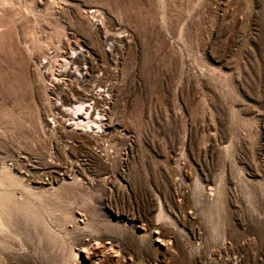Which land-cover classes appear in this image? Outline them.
Listing matches in <instances>:
<instances>
[{
  "label": "rangeland",
  "instance_id": "1",
  "mask_svg": "<svg viewBox=\"0 0 264 264\" xmlns=\"http://www.w3.org/2000/svg\"><path fill=\"white\" fill-rule=\"evenodd\" d=\"M0 217V264H264V0H0Z\"/></svg>",
  "mask_w": 264,
  "mask_h": 264
},
{
  "label": "bare ground",
  "instance_id": "2",
  "mask_svg": "<svg viewBox=\"0 0 264 264\" xmlns=\"http://www.w3.org/2000/svg\"><path fill=\"white\" fill-rule=\"evenodd\" d=\"M89 14H92V18H95V17H98L99 16V9H96V8H94L92 11H89ZM99 20V19H98ZM78 45V44H77ZM75 48V47H74ZM73 48V49H74ZM75 50V49H74ZM73 50V51H74ZM81 51V50H80ZM77 52V51H76ZM79 53V52H78ZM84 56V55H83ZM74 58H78L77 57V55L76 56H74ZM81 58H84V57H81ZM81 58H78L77 59V61H80L81 62ZM76 61V60H75ZM47 64V63H46ZM49 64V63H48ZM53 64V63H52ZM84 64V63H83ZM82 64V65H83ZM55 65V64H54ZM69 65H70V63H69ZM74 66V65H73ZM50 67V66H49ZM78 67H80V66H77V67H75V69H71L72 71H71V73H76L77 74V77L81 74L80 73V71H81V69L80 68H78ZM50 70H52V68L50 69ZM59 72V71H58ZM84 72V71H83ZM48 73H50V72H48ZM93 74H94V72H93ZM52 76V80L51 81H53V80H59V77H57V74L56 73H53V71H52V74H51ZM61 74H58V76H60ZM90 75H92V73L90 74ZM68 78V77H67ZM69 78H71V77H69ZM74 78V77H73ZM80 78V77H79ZM86 78V77H85ZM76 79V78H75ZM78 79V78H77ZM81 79H82V77H81ZM63 80H65V79H63ZM74 80V79H73ZM60 81V80H59ZM62 81V80H61ZM60 81V82H61ZM65 82V81H64ZM63 82V83H64ZM77 83V82H76ZM96 83V82H95ZM94 83V84H95ZM65 84V83H64ZM71 84V83H70ZM50 86H52L53 85V82H51V84H49ZM77 85V84H76ZM66 86H68V85H66ZM81 86V85H80ZM84 86V85H83ZM99 86V85H98ZM54 87H55V85H54ZM70 87V86H69ZM80 88V87H79ZM63 89H67V87L66 88H63ZM62 89V91L60 92V93H58V97L59 96H63L64 98H66V99H68V100H70V98H68L67 96H66V94H67V92L65 91V90H63ZM69 89V88H68ZM72 89V88H71ZM76 90V89H75ZM82 90V89H81ZM88 90V89H87ZM79 91V90H78ZM72 92V91H71ZM70 91L68 92V94H70L71 93ZM74 94H76V93H74ZM77 94L78 95H76V97H73V100L74 99H76V100H80V103H78V104H75V106L74 107H72V109H70V110H68V114L69 115H72L73 117V119H77V121L79 122V124H84V126L85 127H87V125L89 126V127H91V128H93L94 129V127H97L98 129L101 127V125H99V120H100V109H99V103L101 102V100H102V97L104 98V96L101 94V92H100V90H92V91H81V93H79V92H77ZM82 95V96H81ZM106 95V94H105ZM81 96V97H80ZM105 99V98H104ZM88 102V107L89 106H91L92 108V110H93V112L88 116V117H83V115L81 114L82 113V109H83V107H84V105L86 104ZM101 106V105H100ZM104 109V108H103ZM84 111L85 112H87V110L86 109H84ZM102 113V112H101ZM104 113V112H103ZM102 122V121H101ZM100 122V123H101ZM102 124V123H101ZM83 126V125H82ZM102 127H103V125H102ZM103 129V128H102ZM86 130V129H85ZM95 130V129H94ZM100 130V129H99ZM90 131H91V129H90ZM93 131V130H92ZM102 131V130H101ZM97 132V131H96ZM103 132V131H102ZM94 133H95V131H94ZM99 133V132H98ZM161 215H162V213H161ZM161 217V216H160ZM160 220V219H159ZM96 224H102V225H104V226H106V227H108V231L109 232H114L112 229H111V227H114V228H117L119 231L121 230V226L117 223V222H114V220H109V219H91V220H88L86 223H85V227H87V228H89L92 232H94V230L96 231V229L94 228V226L96 225ZM126 225L128 224V222L127 223H125ZM157 224V223H156ZM4 221L2 220V218L0 217V229H4ZM120 226V227H119ZM158 226V225H157ZM150 227V226H149ZM155 227V226H154ZM94 228V229H93ZM93 229V230H92ZM147 229V228H146ZM156 230H158V228L156 229ZM153 231V230H152ZM160 231V230H159ZM159 231L157 232V233H159ZM162 231V230H161ZM157 238H160V239H163V235H162V233H160L158 236H157ZM156 238V239H157ZM166 240V239H165ZM101 243V242H100ZM92 244V243H91ZM90 244V245H91ZM111 246L113 247V243L111 242ZM83 246V245H82ZM104 246V245H103ZM87 247V246H86ZM89 247V246H88ZM105 248V247H104ZM113 249H115V248H113ZM116 250V249H115ZM120 250V249H119ZM120 252V251H119ZM115 253H117V251L115 252ZM121 253V252H120ZM123 258V257H122ZM124 258H125V255H124ZM101 261V260H100ZM145 263V262H144ZM147 264V263H146ZM159 264H167L165 261H161V262H159Z\"/></svg>",
  "mask_w": 264,
  "mask_h": 264
},
{
  "label": "built area",
  "instance_id": "3",
  "mask_svg": "<svg viewBox=\"0 0 264 264\" xmlns=\"http://www.w3.org/2000/svg\"><path fill=\"white\" fill-rule=\"evenodd\" d=\"M79 93H81V91ZM76 95L78 94L77 93L74 94V92H71L70 94H68L67 92L66 96L70 98V100L64 98L63 96H59L58 100L55 99V103H53L52 107L50 108V111L47 117L46 126L48 130L50 131L61 130L62 132L68 133V132H73L77 129H81V126L83 124H79L77 119H73L72 118L73 116L68 114V110L72 109V107H74L75 104L80 103V100L79 101L76 99L73 100V97H76ZM87 104L88 102L84 105L81 114L89 115L90 113L93 112V110L91 109L92 107L91 106L88 107ZM84 109H86L87 112H85ZM72 144H73L72 141L70 140L67 141V146H71ZM8 166L12 169L16 168L13 162H9ZM40 179L45 184L52 182V180H50L48 176L46 175L44 176V174L41 175Z\"/></svg>",
  "mask_w": 264,
  "mask_h": 264
}]
</instances>
